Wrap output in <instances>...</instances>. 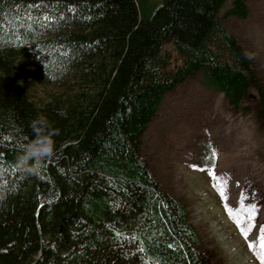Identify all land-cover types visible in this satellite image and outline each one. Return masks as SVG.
I'll return each instance as SVG.
<instances>
[{
	"label": "trees",
	"instance_id": "16d2710c",
	"mask_svg": "<svg viewBox=\"0 0 264 264\" xmlns=\"http://www.w3.org/2000/svg\"><path fill=\"white\" fill-rule=\"evenodd\" d=\"M226 1L0 0V264H212L141 151L163 96L198 71L264 124V78L220 22ZM31 66L53 88L41 104L25 89ZM41 115L54 151L26 171L18 156Z\"/></svg>",
	"mask_w": 264,
	"mask_h": 264
},
{
	"label": "rangeland",
	"instance_id": "374dc122",
	"mask_svg": "<svg viewBox=\"0 0 264 264\" xmlns=\"http://www.w3.org/2000/svg\"><path fill=\"white\" fill-rule=\"evenodd\" d=\"M247 2L244 17L227 12L232 0L218 16L253 55L264 78V0ZM141 11L149 15L152 7ZM165 48L179 61L172 43ZM33 71L31 66L25 89L41 104L53 88L35 79ZM202 78L198 71L163 96L142 135L141 155L164 191L186 206L212 264H261L258 228L246 238L234 217L247 227L254 206V224L264 225V124L253 110H234L223 93L204 87ZM250 94H256L254 87Z\"/></svg>",
	"mask_w": 264,
	"mask_h": 264
},
{
	"label": "clouds",
	"instance_id": "9594fccd",
	"mask_svg": "<svg viewBox=\"0 0 264 264\" xmlns=\"http://www.w3.org/2000/svg\"><path fill=\"white\" fill-rule=\"evenodd\" d=\"M31 127L35 135L18 156L19 165L26 171H35L40 159L50 155L55 147L50 124L46 117L37 116L31 121ZM30 160L34 163L29 164Z\"/></svg>",
	"mask_w": 264,
	"mask_h": 264
},
{
	"label": "snow or ice",
	"instance_id": "6c2138e0",
	"mask_svg": "<svg viewBox=\"0 0 264 264\" xmlns=\"http://www.w3.org/2000/svg\"><path fill=\"white\" fill-rule=\"evenodd\" d=\"M39 173H37L38 175ZM215 175V173H213V176ZM221 196H224L223 191L221 192ZM253 208V212L251 215L248 216V221L249 224L247 227H244L242 222L240 221V219L238 217H234L235 222L237 224V226L240 228L241 233L247 238L249 236V233L253 230V228H258L259 230V234L256 237V240L258 242L259 245V251H257L256 255L257 257L260 259L261 264H264V225H256L254 224V216H255V212H254V206H252ZM230 215H232V213L230 212ZM119 235V234H118ZM249 248H253L256 247V244L254 243H249L248 244Z\"/></svg>",
	"mask_w": 264,
	"mask_h": 264
}]
</instances>
